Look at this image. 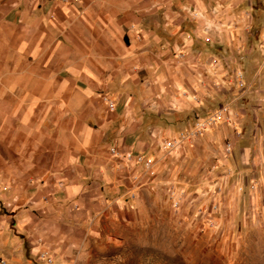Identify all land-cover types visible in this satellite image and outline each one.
Instances as JSON below:
<instances>
[{"label": "crops", "instance_id": "1", "mask_svg": "<svg viewBox=\"0 0 264 264\" xmlns=\"http://www.w3.org/2000/svg\"><path fill=\"white\" fill-rule=\"evenodd\" d=\"M190 3L0 0V47L27 80L0 89V264H49L45 252L51 264H115L93 241L117 245L142 221L163 139L190 125L204 92L191 57L179 58L197 47ZM230 126L195 144L222 145ZM126 154L153 160L152 173Z\"/></svg>", "mask_w": 264, "mask_h": 264}, {"label": "rangeland", "instance_id": "2", "mask_svg": "<svg viewBox=\"0 0 264 264\" xmlns=\"http://www.w3.org/2000/svg\"><path fill=\"white\" fill-rule=\"evenodd\" d=\"M189 1V10L181 7L197 47L179 58L193 60L192 89L204 91L201 97L194 91L193 99L200 104L191 111L190 125L176 138L163 139L160 189L151 195L142 221L123 230L117 245L95 239L93 254L115 264H264V0ZM0 54V89H21L27 80L10 75L9 48L0 47ZM213 58L219 71L206 74L205 63ZM239 71L245 89L238 86ZM27 85L34 89L32 79ZM223 107L231 136L222 145H196L220 123L203 136L188 134ZM174 139L181 145L167 151L164 142ZM133 158L152 173L153 160ZM45 259L53 263L47 253Z\"/></svg>", "mask_w": 264, "mask_h": 264}, {"label": "built area", "instance_id": "3", "mask_svg": "<svg viewBox=\"0 0 264 264\" xmlns=\"http://www.w3.org/2000/svg\"><path fill=\"white\" fill-rule=\"evenodd\" d=\"M196 14L198 15V13H196ZM202 32H203L205 38L209 41L211 39V37L209 36V33H204L203 29H202ZM205 64L208 65L206 67V69L204 70V72L206 74L212 73L210 69H213V70L216 69V72L219 71L220 63H219V61H217V59L213 58L209 62L207 61ZM222 67L223 66L221 64V69H222ZM235 77L237 78V82L239 81L238 86L242 89H245L246 85H245V80L243 79L242 73L240 71L237 72ZM108 103H109L110 107H113V102L111 100H109ZM226 111H227V108L223 107L217 113H214L212 115H208L205 118L200 119L198 121V123L196 124V128L191 133H189L188 135L189 136H203L210 128H212V127L218 125L219 123H222L225 121V118L227 117L225 115L227 113ZM181 143H182L181 139L167 140L164 142V148L167 151H172V150L174 151L181 145ZM228 147H229V149H231L232 144L228 143ZM112 152L114 153V155L119 156V151H117V149L113 148ZM130 157H131V154H126V158L130 159ZM139 160H142V159H139ZM150 166H151L150 162H148L147 167L150 168ZM42 257H46V252L42 253ZM48 261H50V260H48Z\"/></svg>", "mask_w": 264, "mask_h": 264}]
</instances>
